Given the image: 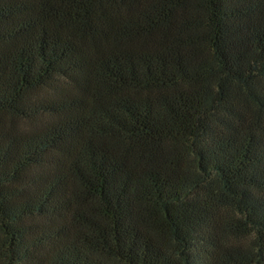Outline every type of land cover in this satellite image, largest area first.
Instances as JSON below:
<instances>
[{
    "label": "trees",
    "instance_id": "1",
    "mask_svg": "<svg viewBox=\"0 0 264 264\" xmlns=\"http://www.w3.org/2000/svg\"><path fill=\"white\" fill-rule=\"evenodd\" d=\"M0 264H264V0H0Z\"/></svg>",
    "mask_w": 264,
    "mask_h": 264
}]
</instances>
